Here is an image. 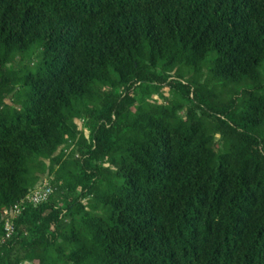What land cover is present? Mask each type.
<instances>
[{
  "label": "trees",
  "instance_id": "obj_1",
  "mask_svg": "<svg viewBox=\"0 0 264 264\" xmlns=\"http://www.w3.org/2000/svg\"><path fill=\"white\" fill-rule=\"evenodd\" d=\"M0 264H264V0H0Z\"/></svg>",
  "mask_w": 264,
  "mask_h": 264
},
{
  "label": "built area",
  "instance_id": "obj_2",
  "mask_svg": "<svg viewBox=\"0 0 264 264\" xmlns=\"http://www.w3.org/2000/svg\"><path fill=\"white\" fill-rule=\"evenodd\" d=\"M51 193L52 188L49 183H40L33 190H31L24 198L19 200L16 204L9 207L8 209H5L2 212L3 230L5 233L3 239L7 240L13 235V221L27 208V206L35 207L43 202H46L50 197Z\"/></svg>",
  "mask_w": 264,
  "mask_h": 264
},
{
  "label": "rangeland",
  "instance_id": "obj_3",
  "mask_svg": "<svg viewBox=\"0 0 264 264\" xmlns=\"http://www.w3.org/2000/svg\"><path fill=\"white\" fill-rule=\"evenodd\" d=\"M166 91H167V90H166ZM220 96H221V99H222V100H227V99L230 98L227 94H224L223 96L220 95ZM85 134H87V133H85ZM43 182H47V183H48V179H46V177H43V179H42L39 183H43Z\"/></svg>",
  "mask_w": 264,
  "mask_h": 264
},
{
  "label": "water",
  "instance_id": "obj_4",
  "mask_svg": "<svg viewBox=\"0 0 264 264\" xmlns=\"http://www.w3.org/2000/svg\"><path fill=\"white\" fill-rule=\"evenodd\" d=\"M78 126H80V123L79 122H76Z\"/></svg>",
  "mask_w": 264,
  "mask_h": 264
}]
</instances>
